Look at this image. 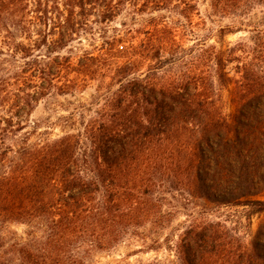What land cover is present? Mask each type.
Returning a JSON list of instances; mask_svg holds the SVG:
<instances>
[{"label": "trees", "instance_id": "1", "mask_svg": "<svg viewBox=\"0 0 264 264\" xmlns=\"http://www.w3.org/2000/svg\"><path fill=\"white\" fill-rule=\"evenodd\" d=\"M123 14L138 30L112 26ZM198 15V0H0V264H95L118 246L131 250L114 264L162 249L173 259L134 264H264V220L250 239L208 219L161 237L174 194L264 216V49L209 45L186 68L181 29ZM93 83L77 130L31 142L42 99Z\"/></svg>", "mask_w": 264, "mask_h": 264}, {"label": "rangeland", "instance_id": "2", "mask_svg": "<svg viewBox=\"0 0 264 264\" xmlns=\"http://www.w3.org/2000/svg\"><path fill=\"white\" fill-rule=\"evenodd\" d=\"M198 10V17L193 18L189 23L184 21L181 29V32L183 31L181 34L182 57L185 58L186 68L191 65L197 54L207 56L206 47L209 45H213L217 51L227 52L230 48L243 43L252 46L257 52L258 60L262 59L261 52L264 49V37L258 36L256 33L264 32V7L232 14L213 9L211 0H198ZM143 18H146V16ZM139 20H130V17L123 14L112 26L119 27L121 23L128 22L130 28L138 30ZM221 30L226 32L223 38H221ZM227 32L233 33L227 34ZM134 36H137V34H134ZM82 48L83 50H90L89 42L85 40ZM232 68L233 65H229L227 71L232 70ZM96 89L97 86L93 83L81 93L76 92L73 95L59 96L52 91L42 99L29 116L30 126L37 131L32 136L31 142H35L37 138L40 140L54 139L57 136L77 130L78 123L82 120L79 118V114H84V119H87L90 115L85 111L89 109L94 98L97 97ZM228 90L220 91L226 114L231 111ZM30 130V128H27L26 132H30ZM37 134H41V137ZM167 199L166 210H171L172 218L161 236L162 239H175L188 223L207 219L223 222L236 232H241L246 239H250L259 222L264 220V216L254 217L247 225L246 213L242 209H217L213 206H206L199 200H187L178 194H174L172 197L167 196ZM14 229L19 235H22L25 231L24 227ZM130 250L128 246H118L110 252L96 254L92 261L95 264H114L123 260ZM152 259L167 262L173 258L167 250L162 249L158 253L139 254L130 258L128 262L134 264L137 261Z\"/></svg>", "mask_w": 264, "mask_h": 264}]
</instances>
